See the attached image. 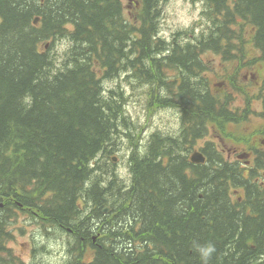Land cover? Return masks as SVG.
<instances>
[{"label": "trees", "instance_id": "obj_1", "mask_svg": "<svg viewBox=\"0 0 264 264\" xmlns=\"http://www.w3.org/2000/svg\"><path fill=\"white\" fill-rule=\"evenodd\" d=\"M165 1L0 0V264H18L5 243L25 224L80 245L77 264H264V156L245 166L214 140L252 143L264 128L240 131L251 109L217 97L202 61L208 47L238 67L264 61V0H192L213 23L195 41L160 35ZM129 71L149 113L172 124L142 134L126 109ZM258 98L264 117V83ZM206 136L207 161L194 163ZM123 138L131 171L115 181L102 155Z\"/></svg>", "mask_w": 264, "mask_h": 264}, {"label": "rangeland", "instance_id": "obj_2", "mask_svg": "<svg viewBox=\"0 0 264 264\" xmlns=\"http://www.w3.org/2000/svg\"><path fill=\"white\" fill-rule=\"evenodd\" d=\"M163 9L164 15L161 18L160 34L166 39L171 40L174 36L173 33L181 28H189L194 33L196 31H205L209 26V16L203 12V7L200 3L193 2L192 0H166L163 5ZM188 37L189 36H185V38ZM249 55L253 58L258 56L256 51H250ZM249 57L250 56H246V58ZM205 58L208 62L206 66L208 67L207 75L212 82L215 81V88H224L223 77L232 76L233 74H235L236 80L240 84L241 90L235 92L237 98H234V104L240 110L247 107L251 109V115L241 126L240 131H243L249 136L258 131L261 125H263L264 128L262 106L258 99L260 94V81L264 78V62L257 64L260 62L257 60L254 64L238 68L233 64H228L223 55L214 51H212L209 56H206ZM249 60L250 58L247 59L246 62ZM174 74L175 72H171L172 76L170 77H173ZM138 81L139 79L132 76H125L123 80H121V83L128 93L126 109L130 114V117H137V119L142 123L140 126L142 128L145 127L142 134L146 131V129L150 131L160 125L166 126L167 124H172L174 120L168 117V112H157L152 110V113H149L146 104L149 95L148 88L144 86H136L134 83H137ZM216 84H218L219 87L215 86ZM248 98H250V104L247 103ZM211 136L213 138V134H211ZM215 137L216 138L213 139L218 142L222 149H225L224 151L229 152V156L233 159L237 157L235 153L242 154L243 152L250 151L249 149H251V146L249 147L245 143H237L235 139L229 138L226 135L219 134V136L215 135ZM262 138H264L263 135H254L252 144L264 152V143H260ZM206 139L208 140L209 137L207 136ZM205 140H203V142ZM127 142V138H123L122 144L120 146H115L117 151L115 150L108 155L109 157H106L103 160L101 164L103 172H105L104 169L108 163L107 161H110L111 157L117 156L120 159L114 170L119 175L124 177L128 176L130 155ZM203 142H200L198 146H202ZM117 143L118 142L115 144ZM110 173L113 174V171L111 170V172L107 173L108 177L116 181L117 178L110 175ZM127 183L128 182H125L124 184L126 185ZM20 224H23V222H20ZM30 226L31 225L26 224L27 229L24 232L18 231L17 228L12 230L14 235L9 241V246L12 247L17 254H19L23 261L29 262L34 253L36 255L37 263L41 264H66V262L70 261L68 250H65L64 245L66 237H64L63 234L58 236L53 235L47 240L35 242L37 247L33 251V246L29 241V234H31L32 229ZM87 260H89V257H87Z\"/></svg>", "mask_w": 264, "mask_h": 264}, {"label": "water", "instance_id": "obj_3", "mask_svg": "<svg viewBox=\"0 0 264 264\" xmlns=\"http://www.w3.org/2000/svg\"><path fill=\"white\" fill-rule=\"evenodd\" d=\"M192 160L195 162H204L205 161V157L203 156V154L201 152H195L192 155Z\"/></svg>", "mask_w": 264, "mask_h": 264}, {"label": "clouds", "instance_id": "obj_4", "mask_svg": "<svg viewBox=\"0 0 264 264\" xmlns=\"http://www.w3.org/2000/svg\"><path fill=\"white\" fill-rule=\"evenodd\" d=\"M211 250H212V249H211V248H209V249H208V251H205V252H204V255H205V256H207V255H208V253H209Z\"/></svg>", "mask_w": 264, "mask_h": 264}, {"label": "bare ground", "instance_id": "obj_5", "mask_svg": "<svg viewBox=\"0 0 264 264\" xmlns=\"http://www.w3.org/2000/svg\"><path fill=\"white\" fill-rule=\"evenodd\" d=\"M109 90V89H108ZM105 93V92H104ZM254 182V181H253ZM252 183V182H251Z\"/></svg>", "mask_w": 264, "mask_h": 264}]
</instances>
